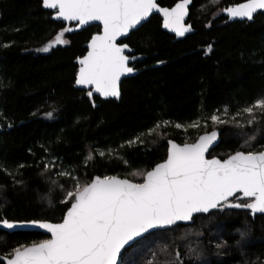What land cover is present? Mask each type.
I'll return each mask as SVG.
<instances>
[{
    "label": "trees",
    "instance_id": "16d2710c",
    "mask_svg": "<svg viewBox=\"0 0 264 264\" xmlns=\"http://www.w3.org/2000/svg\"><path fill=\"white\" fill-rule=\"evenodd\" d=\"M176 1L159 0L168 6ZM241 1L193 0L190 20L195 31L179 40L153 15L125 40L140 56L134 63L139 73L123 81L120 100L97 95L89 100L88 90L75 87L77 57L86 54V44L99 25L66 32L68 43L37 51L69 27L53 20V12L45 10L41 0H0V215L15 221L59 222L66 210L59 201L72 182L56 172L72 171L82 183L96 175L136 181L139 177L133 172L166 159L167 139L194 142L212 130L211 114L231 120L264 96V12L251 21L234 22L222 12ZM209 44L211 51H206ZM245 118L241 113L237 120L243 124ZM163 120L170 123L149 135L147 130ZM196 120L199 128H187ZM176 123L183 127L177 129ZM215 127L222 131L221 141L210 156L264 150V118L252 126L245 122L243 128L232 123ZM140 133L143 144L126 143ZM253 134L256 140L244 146ZM99 151L105 155L99 156ZM89 153L93 158L85 163ZM238 228L247 231L245 240ZM0 238L4 256L13 247L49 236L0 229ZM217 243L224 246L217 249ZM165 245L169 247L162 250ZM187 247L201 251V258L185 256ZM174 250L180 251L183 264H264V215L253 217L241 209L197 215L191 224L141 238L124 251L121 261L164 264Z\"/></svg>",
    "mask_w": 264,
    "mask_h": 264
},
{
    "label": "snow or ice",
    "instance_id": "6c2138e0",
    "mask_svg": "<svg viewBox=\"0 0 264 264\" xmlns=\"http://www.w3.org/2000/svg\"><path fill=\"white\" fill-rule=\"evenodd\" d=\"M190 2L177 0L171 7H162L156 0H41L43 8L53 10L54 19L75 21L77 27L99 22V30L87 43L86 54L77 57L79 68L75 85L88 89L89 100L94 93L103 98L119 99L121 77L135 71L129 62L138 57L125 54L131 49L122 38L153 12L162 17L164 29L174 32L177 37L184 36L191 31V26L184 23ZM258 10H264V0H245L224 7L222 12L229 19L251 21ZM210 26L211 23L206 25ZM71 30L63 28L54 41L37 51L47 52L54 45L68 43L63 36ZM206 51H211L210 44ZM241 113L246 115L247 125L260 123L264 118V96L237 111L231 120L211 114L208 119L212 122V130L198 135L192 143L168 140L166 159L149 170L133 172L132 176L139 177L136 181L117 175H96L82 183L72 171L56 172L58 177L72 182L71 187L64 189L59 201L66 209L62 218L57 223L26 222L45 230L50 238L11 248L6 255L0 256V264H123L120 260L122 250L127 251L139 244L145 234L171 230L178 222L193 221L197 214L225 209L247 210L253 217L257 213L264 214V151L237 150L226 158L206 157L218 139L215 126L232 123L243 128L244 124L237 120ZM227 114L228 108L225 107L223 115ZM46 115L51 117L52 112ZM169 123L168 120L158 122L147 130L148 134L151 135L161 124ZM175 127L180 129L183 126L176 123ZM199 127V120L187 125V128ZM143 135L140 133L126 143L143 144L140 138ZM255 140V134L249 135L244 146H250ZM104 155V151H99V156ZM92 158L89 153L85 163ZM43 167L45 172L50 171L49 164L45 163ZM24 223L0 215L2 230H14ZM236 231L242 238L247 235L246 230L238 228ZM223 246L216 244L217 249ZM168 247L165 245L162 250ZM169 255L172 258L164 264H183L180 251L174 250ZM184 255L198 260L202 252L187 247ZM147 264H153V261Z\"/></svg>",
    "mask_w": 264,
    "mask_h": 264
},
{
    "label": "water",
    "instance_id": "95a60500",
    "mask_svg": "<svg viewBox=\"0 0 264 264\" xmlns=\"http://www.w3.org/2000/svg\"><path fill=\"white\" fill-rule=\"evenodd\" d=\"M156 2H157L160 6H162V7H169V6H163V5H161V4L159 3V0H156ZM243 2H245V1H242V2H240V3H243ZM237 4H238V3H237ZM192 5H193V0H191L190 4H189V6H188V15L185 17V20H184L185 25H190V26H191V31L185 33V35L182 36V37H177L176 34H175L174 32H171V31H169L168 29H164L163 27H162V29H163L164 31L168 32L169 34L174 35V36L176 37L177 40H179V39H183V38H185L186 36L192 34V33L195 31V30H194V27H193V24H192V23H187V21H188V19H189L190 8H191ZM44 9H45V8H44ZM45 10H50V9H45ZM50 11L53 12V10H50ZM258 12H264V10H258ZM258 12H257V13H258ZM153 15H158V16H160L158 13H155V12H153L152 14H150L149 18H148L146 21H143V22L141 23V25H138V26H137L136 29L131 30L130 33L128 34V36H127L126 38H122V42H123L124 40H126V39L131 35V33H132L133 31L137 30V29L140 28L142 25H144L146 22H148L149 19H150ZM224 15L227 17V15H226L225 13H224ZM254 15H255V14H254ZM53 17H54V13L51 15V18H52L53 20H55V21H62V20L54 19ZM160 17H161V16H160ZM161 18H162V17H161ZM228 19H229V18H228ZM246 20H247V19H244V20H240V19H229L230 22H234V21H246ZM62 22H64L68 27H70V29H72V30L70 31L71 33L78 32V31H80V30L86 29V28H88V27H90V26H92V25H99V22H95V21H93V22H90L88 25H84V26H79V27H77V22H75V21H72V22H65V21H62ZM94 34H95V33H94ZM87 43H88V42H87ZM123 43H127V42H123ZM127 44H128V43H127ZM128 45H129V44H128ZM86 46H87V44H86ZM129 47H130V45H129ZM130 49H131V47H130ZM129 52H131V51H126L125 54L128 55ZM136 57H138V59L140 58L139 55H137ZM138 59L129 62V66L133 67V68L135 69V71H134L133 73H131V74H127V75L121 77V81H120V84H119L120 93H121L120 98H121V96H122L121 85H122L123 81H124L125 79H127V78L134 77V76H136V75L139 73V70L136 69L133 65H131V63L136 62ZM77 63H78V62H77ZM75 87H76V88H79V89L88 90V89H86V88H82V87H80V86H76V85H75ZM94 95L99 96V94H95V93H94ZM94 95H93V96H94ZM99 97H100V96H99ZM101 98H102V99H116V100H120V98L117 99V98H115V97H109V98H103V97H101ZM217 131H218V139H217V142H216V143L210 148L209 152L206 153V157H207V158H211V157H212V156H210L211 151H212L214 148H216V147L219 145L220 141H221V134H222V131H221V129H217ZM1 132H2V129L0 128V133H1ZM202 134H203V133H202ZM202 134H201V135H202ZM168 140H173V141H175L176 143H180V142H178V141H176V140H174V139H167V141H168ZM188 143H192V142H188ZM180 144H183V143H180ZM262 151H264V150H262ZM216 157H217V158H221V157H219V156H216ZM119 177H120V176H119ZM120 178H126V177H120ZM128 179H129V178H128ZM212 211H214V210H212ZM212 211H210L209 213H211ZM209 213H207V214H209ZM207 214H204V215H207ZM197 215H201V214H197ZM197 215H196V216H197ZM257 215H264V214H260V213L255 214V216H257ZM255 216H254V217H255ZM9 220H10V219H9ZM14 221H15V220H14ZM30 221H33V220H30ZM41 221H47V220H41ZM17 222H25V223H24L23 226L17 227V228H15L14 230H10V231H7V232L36 231V232L44 233V234L48 235L49 238H50V234H49V233H47L45 230L40 229V228H38V227H36V226L28 225V224L26 223V222H28V221H17ZM49 222H51V221H49ZM52 223H57V222H52ZM191 223H193V221H191V222H178V224H191ZM1 230H2V229H1ZM4 231H6V230H4ZM156 231H158V230H156ZM156 231H154V232H156ZM146 235H148V234H145V236H146ZM145 236H144V237H145ZM49 238H48V239H49ZM140 239H141V238H140ZM126 247H127V246H126ZM123 253H124V250H122V254H123ZM0 256H3V255H0ZM121 257H122V255H121ZM121 257H120V260H121Z\"/></svg>",
    "mask_w": 264,
    "mask_h": 264
},
{
    "label": "flooded vegetation",
    "instance_id": "af4514ba",
    "mask_svg": "<svg viewBox=\"0 0 264 264\" xmlns=\"http://www.w3.org/2000/svg\"><path fill=\"white\" fill-rule=\"evenodd\" d=\"M243 1H245V0H243ZM176 2H177V1H176ZM176 2H175V3H176ZM241 2H242V1H241ZM159 3H160V2H159ZM175 3H174V4H175ZM238 3H240V2H238ZM174 4H173V5H174ZM236 4H237V3H236ZM161 5H162V4H161ZM173 5H171V6H173ZM232 5H234V4H232ZM163 6H168V5H163ZM171 6H169V7H171ZM229 6H230V5H229ZM159 17H160V16H159ZM160 18H161V17H160ZM161 19H162V18H161ZM187 23H192V21L190 20V13H189V19H188ZM192 24H193V23H192ZM69 28H70V27H69ZM173 36H174V35H173ZM174 37H175V36H174ZM175 38H176V37H175ZM123 42H126V41L124 40ZM128 55H129V56H137L136 54H134V52H133L132 49H131V52L128 53ZM134 63H135V62H134ZM134 63H131V65L135 66Z\"/></svg>",
    "mask_w": 264,
    "mask_h": 264
},
{
    "label": "rangeland",
    "instance_id": "374dc122",
    "mask_svg": "<svg viewBox=\"0 0 264 264\" xmlns=\"http://www.w3.org/2000/svg\"><path fill=\"white\" fill-rule=\"evenodd\" d=\"M63 39L67 40V38L65 37V33H64ZM54 40H55V39H54ZM54 40H53V41H54ZM67 41H68V40H67ZM245 122H246V118L244 119L243 124H244ZM212 126H213V125H212ZM217 126H219V125H217ZM242 239L245 240V239H246L245 236H244Z\"/></svg>",
    "mask_w": 264,
    "mask_h": 264
}]
</instances>
